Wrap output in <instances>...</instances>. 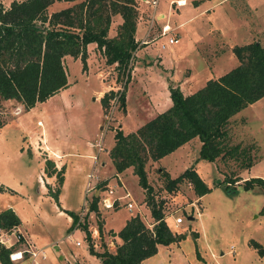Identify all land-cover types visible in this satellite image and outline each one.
Listing matches in <instances>:
<instances>
[{"label":"trees","instance_id":"obj_1","mask_svg":"<svg viewBox=\"0 0 264 264\" xmlns=\"http://www.w3.org/2000/svg\"><path fill=\"white\" fill-rule=\"evenodd\" d=\"M69 2V6L49 12L55 2ZM119 15L122 22L116 34L109 36L113 16ZM139 12L136 0H12L6 8L0 2V128L6 124L3 117V102L14 100L29 110L39 102L68 87V75L64 58H79L82 66L87 62V46L95 43L103 53L105 63L115 64L117 81L125 77V86L130 80L131 61L137 48L135 32ZM232 52L238 64L218 78H210L205 85L190 94H184L172 83L168 85L171 106L134 131L118 128L109 159L116 173L132 169L138 185L144 190L145 204L154 221L147 227L140 216L131 217L119 231L121 244L115 253L105 246L96 253L89 245L90 254L100 264H140L157 254L159 245L169 246L181 242L185 236L172 232L166 224L163 202L156 203L153 189L148 183L146 165L158 162L174 153L192 139L201 143L199 160L240 163L241 170L254 165L250 147L231 145L230 120L242 109L264 97V47L259 42L236 45ZM106 91L100 98L102 109L107 111L111 101L116 100L123 112L126 110V90ZM45 173L55 176L58 187L49 193L56 203L64 181V168L57 171L46 160ZM165 190L173 193L180 184L187 182L194 194L202 198L210 193L205 182L193 167L187 168L176 178L163 173ZM241 180L237 177L226 182L225 189ZM259 188L264 191V180H244L241 189L248 192ZM98 198L93 196L89 212L97 213ZM264 212V207L262 213ZM72 218L75 228L79 216L64 211ZM84 223V222H83ZM20 225V219L11 209L0 212V232H10ZM86 241L90 242L87 225ZM99 231H102L101 226ZM248 245L264 260V248L254 240ZM14 248L0 243V264H13L10 255Z\"/></svg>","mask_w":264,"mask_h":264},{"label":"rangeland","instance_id":"obj_2","mask_svg":"<svg viewBox=\"0 0 264 264\" xmlns=\"http://www.w3.org/2000/svg\"><path fill=\"white\" fill-rule=\"evenodd\" d=\"M165 1L160 0L157 10L167 12V2ZM241 1L231 0L228 3L230 5H236ZM136 2L139 12L137 20L142 15L143 21H146L151 16L152 9L140 0H136ZM62 5L55 2L53 5H50L48 10L52 12L61 9V7H64ZM163 6H166V8H162ZM172 17L179 19L176 13ZM119 21H122L119 15L113 16L109 29L111 35L116 33ZM165 21L166 19L163 20V22ZM158 28L159 25L156 24L155 29L157 31H159ZM161 43H166V38L164 41L157 43L159 48ZM187 45L188 43L183 36L180 43L173 46L175 52L178 51L177 53L181 56L184 54L187 55L190 52ZM171 47L168 46L166 50L160 51L169 53L168 51ZM92 51L93 54L90 64H86L85 67L82 66L80 59L71 56L64 58L68 79L72 82V85L54 95L53 98L47 99L45 105L48 108L51 103H54L55 106L59 105V114L61 115L58 128L59 131L66 133L71 138V142L84 141L83 138L85 135L94 137L92 143L103 137L105 139L103 154H105L108 153L107 147L112 145V138L118 128H122L125 134H129L128 132L137 128V122L142 120L144 108L149 110L153 109L154 106H148V89L143 88V79L146 82L148 75L144 77L143 73H139L136 74L137 77L135 75L136 79H133V82L127 85L126 103L129 113L124 116L125 112L122 111L116 100H112L110 108L104 112L100 106L101 104L95 100L98 95L97 91L103 90L102 87H108V84L114 82L117 73L113 65L105 63V57L101 51L95 48ZM156 59L158 58H155L154 61ZM132 62L136 64V59ZM158 62H156V65L160 67ZM174 64L177 68L176 78H186L182 60L179 62L176 61ZM159 67H154V71H152L154 74L148 76L150 78L149 84L152 87H156V84H159V74H156L162 71ZM204 76V69L196 65L193 85L199 88L202 87L203 83L201 82ZM102 81L103 85L101 84ZM116 82L115 87L117 85V89L122 90L125 86V77L120 78ZM143 94L145 99L142 104L141 96ZM17 106V103L14 101L8 102L2 110L3 117L7 120L20 114L21 110ZM35 110L31 118L33 126H36V120L42 113L41 109ZM49 110L51 111L52 107ZM25 115L26 113L21 116L26 117ZM243 118L246 119L245 122ZM37 123L41 125L40 122ZM45 128L46 131L41 129L44 133H52V128L48 129L49 127H46V125ZM54 128L57 130V126H54ZM19 131V124L14 120H11L1 130L0 133H3L4 136L6 135V139H8V148L0 153V169L4 170L5 167H8L13 172V175L24 177L27 172L28 174H33L36 178V172L38 170L36 162L27 158L25 155H19L16 151V147L19 144ZM94 134L97 135L94 136ZM229 135H231L230 142H232V146L240 145L251 148V155L254 158L251 174L256 175V178L264 180V97L257 103L241 111V116L232 121ZM40 146H42L41 143ZM198 152L199 143L195 141L183 149V151H180V153L170 154L159 163L150 161L146 165L148 183L153 189L154 200L156 203L163 202L164 204V214L168 217L166 221L167 225L172 232H178L185 236L178 243V249L180 250L175 247L176 252L180 251L186 255L185 259L188 264H264V260L248 245L250 240H254L264 248V212L262 213L264 207V191L256 188L252 191L245 192L241 189L243 180L239 177V174L243 173V170L240 169V163L230 162L229 164H225L220 160L216 163L200 160L198 165L199 176L211 188L210 193L205 195L201 202L196 201L198 197L194 194L191 185L187 182L180 184L173 193H168L165 190L166 183L163 173H168L167 170L169 169L171 171V177H178L182 173L181 167L183 164L187 160H191L192 162L195 158L199 157ZM45 154L42 149L37 147L39 161L47 160ZM27 155H29V152H27ZM61 158L62 162L64 160L63 156ZM71 161V165L69 164L68 167L70 169V180L67 188L64 190L63 198L70 209H80L77 212L79 218L81 216L83 217L80 229L83 231L82 225L84 223L87 225L91 241L85 245L83 233L74 231L72 237L74 240L80 241L82 247H74L72 243L67 242L64 239L66 220L56 217L52 205L45 203L46 205L43 206V210L50 217L51 224L54 227L51 238L56 242L55 244L58 247L68 245L70 253H75V251L87 250V247L89 248L91 244L96 253L103 252L104 246L109 252L115 253L117 247L120 245L117 242V232L124 226L127 219L129 220L133 215H138L147 227L148 224L153 222L145 204V193L138 185V178L133 174L131 168L125 171L123 184L125 183L124 188L130 193L132 200L138 208H134L129 212L123 206L127 200H122L120 201L121 205L114 210L108 211L98 206L97 213H86L84 210L85 198L83 193L84 176L87 171H91L92 169L86 171L85 168L83 171L77 172L75 163L79 159H71ZM111 170L113 169L111 168ZM110 171L108 166L104 171V174H106L104 176H107L108 181H113L112 184L110 183L113 186L117 180V175ZM244 174L246 175V173ZM234 177L239 178L241 181L231 187L235 188V192L230 193L229 190L225 189V186L227 185L226 182ZM43 181H45L44 177ZM54 182L56 186L54 190H56L58 184L57 181ZM35 183L37 184V179H35ZM124 193V190L119 184L116 197L123 196ZM22 207H25V205H22ZM22 209L24 216L31 217V211L27 207L26 209ZM189 217L193 219L188 220ZM175 218H182L183 223L176 226ZM100 226L102 228L101 232L99 231ZM95 229H97L98 233L95 239H93L91 234H93ZM194 232L199 233L200 237L196 243ZM196 247L202 259L197 258L195 252ZM21 249H23L22 246L19 250Z\"/></svg>","mask_w":264,"mask_h":264},{"label":"crops","instance_id":"obj_3","mask_svg":"<svg viewBox=\"0 0 264 264\" xmlns=\"http://www.w3.org/2000/svg\"><path fill=\"white\" fill-rule=\"evenodd\" d=\"M11 1L12 0H0V2L6 8L9 6ZM229 1L231 0H166L165 2H167V12H165L164 10L155 9V18L152 21L151 25L150 17L146 21H143L142 15H140V19L136 24L135 32V41L137 43V48L132 58V61L136 59V64L131 61L130 80L126 84V99L128 90L127 85H130L133 82L132 80L136 79V74L143 73L144 77L146 75L151 76L152 74H154L152 72L154 71V67H159L156 65L157 61H159V68L162 71L156 73L157 75L159 74L158 76L160 79L158 80L159 84H156V87L150 86V78L148 76L146 77V82L143 79V88L148 89V106L150 105V107H154L153 109L149 110L144 108L143 118L140 122H137V128L146 121L155 117L158 113L165 111L171 106L172 102L168 90V85L170 83L177 85L185 95L190 94L199 89L198 86L193 85V76L196 65H199L205 71V76L201 82L204 86L208 79L218 78L219 76L228 72L238 64V60L232 52V48L234 46L245 45L252 42H259L264 47V0H242L239 4L236 5H230L228 3ZM177 2L179 4H177ZM56 3L63 4L62 6L64 7L69 6L71 4L69 2L64 1ZM166 6H163L162 8H166ZM174 13L178 15L179 19H175L172 17ZM164 19H166L165 22H163ZM121 22L119 21L118 25ZM156 24L159 25V31L155 29ZM150 26V37L157 38L149 44H139L138 40L143 37V35L146 33ZM163 26H168L170 28V31H168L165 36H159L158 34H160L161 28ZM114 35H111L109 33L110 37ZM183 36L185 37L188 43L187 46L190 52L187 55L184 54L180 56L177 53L178 51L175 52L173 45L179 44ZM168 37H177L178 42L176 44H168ZM165 38L166 47L161 48L160 46L159 48L157 46V43L160 41H164ZM168 46H172L168 51L169 53H163L160 51L166 50ZM94 48L99 50L96 47L95 43H90L87 46V64H90V60L93 54L92 49ZM155 58L158 59L154 61ZM181 60L184 64L183 69L185 70L186 78L177 79V68L174 63H176V61L179 62ZM113 66L115 69V64ZM116 81L117 77L115 78L114 82L108 84V87H102L103 90L97 91L98 95L95 100L98 101L99 104L100 98L106 91H109L110 89H113L114 91L118 90V86L116 85L115 87V84L117 83ZM101 84L103 85V81ZM71 85L72 82H70L68 79V87H70ZM61 91L62 90H60L59 92ZM53 97L54 95L48 98V100ZM144 99L145 96L143 94L141 96L142 104ZM261 99H259L258 101H260ZM12 101L14 100L4 101L2 103L3 109L4 106L8 104V102ZM258 101L254 102L253 104L257 103ZM16 103L18 105V109L21 110V113L15 117L7 119L6 124L2 128H0V132L5 126L9 124L11 120L16 121L20 127L18 136L19 144L16 147V151L19 155H25L32 161H35L38 165V170L36 172L37 176L35 178L33 174H28L27 172L24 177L13 175V172L8 169V167H5L4 170L0 169V212L6 209H11L20 219V225L14 228L12 231L7 232V235L9 237V243H14L11 248H14V252H18L21 248V243H16L15 235H13L19 233L26 240L34 243L39 248H43L45 250L47 259L41 262V264H100V260L96 256L90 254V252H88L89 248L87 246V250L75 251V253H70V248L68 247V245L58 247L55 244L56 242H54L51 238L54 232V227L51 224V219L48 214H46L43 210V206L46 205L45 203H50L52 205V209L55 211L56 217H58L59 219L66 220V232L64 233V239L67 242L72 243V246L76 247L74 243L78 240H74L72 234L74 231H80L84 235V243L86 245V232L81 231L80 225L78 226V222L75 228L70 230L73 223L72 218L69 217L66 213H64V211H70L77 214L80 209H70L66 205V202L63 198V193L64 190L67 188L70 180V169H68V167L69 164L72 162L71 159H79V161L75 163L77 172H81L85 168L86 171L93 168V160L91 157L95 154V149L92 147V139L94 137H88L85 135V137L83 138L84 141L79 140L71 142V138H69L66 133H62L61 131H59L58 128L61 115L59 114V105L55 106L54 103H51L49 108L52 107V110L50 111L48 106L45 105L46 101H44L37 103L34 107L29 110H25L24 106L21 103ZM253 104H250L248 106H251ZM35 109H41L42 113L40 116H38L36 120V126H33L31 118L33 115L32 113L36 111ZM241 111H239L231 118L230 127L232 121L241 116ZM24 113H26V117L21 116ZM128 113L129 110L127 109L126 103V110L124 116H126V114ZM243 121L245 122L246 119H244ZM37 122H40L41 125H39ZM45 125L46 127H49L48 129L52 128V133H44L41 130L43 129L44 131H46ZM54 126H57V130L54 128ZM100 129L102 128L100 127ZM96 135L97 134H94V136ZM7 141L8 139H6V135L4 136L3 133H0V153L3 150H7ZM195 141L199 143L200 150L201 143L198 138H195L180 147L172 154L174 155L178 152L180 153V151H183V149H185ZM40 143L42 146H40ZM103 144H105V139H103ZM113 145L114 139L112 145H109L107 147L108 149L106 148L108 150V153L99 154L98 161L94 167L100 177L106 178L107 176H104L106 175L104 174V171L109 166V171L112 168L113 170H111L110 172L118 175V177L123 183V176L125 175V172L120 174L116 173L111 163V160L109 159L108 154ZM37 147L42 149L46 153L45 155L48 161L52 163L54 162V160L56 161L59 168V170L56 169L57 171H60L61 168H64L65 170L63 175V185L60 187V194L58 196V203L54 201V199L49 193V189L55 191L54 189L56 186L54 181H56V177H49L48 175H46V160L39 161V156L37 155ZM27 152H29V155H27ZM53 155H56L60 158H54ZM61 156H63L64 159L62 162ZM161 160L156 163H159ZM216 162L217 161H215L214 163ZM199 163L200 160L198 159V157L195 158L192 162L191 160H187L186 163H184L181 167V172L183 173L187 168L193 167L198 173ZM252 169L253 166L248 170H243V173H240L239 177L243 181L249 178H256V175L251 174ZM167 171L168 174L171 175V171L169 169ZM89 172L90 170L87 171L84 176L83 193L86 185V175ZM244 173H246V175ZM43 177L45 181H43ZM173 177L174 176H172L171 178ZM35 179H37V184L35 183ZM109 183L112 184L113 181L110 180ZM141 190L144 192L142 188ZM84 198L86 199L85 193ZM202 199L203 197L198 198L196 201L201 202ZM22 205H25V207H22ZM26 207L31 211V217L24 216L22 208L26 209ZM118 207L119 206H117V208ZM190 219L193 218L189 217L188 220ZM126 222L124 223V226ZM153 225L154 221L148 224V227H152ZM121 229L118 230L117 234ZM0 233L5 234V232ZM194 233L196 243L199 241L200 237L199 233ZM117 242L118 244H121V240L119 238L117 239ZM80 247H82V245H80L79 248ZM175 247L176 249L179 248L178 243L171 244L169 246L159 245L157 247V254L149 259L144 260L140 264H188L185 259L186 255H184L180 251L176 252ZM195 252L197 258L202 259V256L197 247ZM12 263L29 264V260L25 259L23 261Z\"/></svg>","mask_w":264,"mask_h":264},{"label":"built area","instance_id":"obj_4","mask_svg":"<svg viewBox=\"0 0 264 264\" xmlns=\"http://www.w3.org/2000/svg\"><path fill=\"white\" fill-rule=\"evenodd\" d=\"M143 3L147 4L152 9V15L150 16V25L152 21L155 18V9H157L159 1L160 0H140ZM177 4H179L177 2ZM170 31V28L168 26H163L161 28L159 36H165L167 32ZM157 35V36H158ZM151 36V26L148 28L146 33L143 35L142 38L138 40L139 44H149L153 40H155L157 37H150ZM168 44H176L178 42L177 37H168L167 38ZM161 48H165L166 44L162 43ZM92 147L95 149V154L91 157L93 160V168L92 170L86 175V185H85V211L86 213H89V205L91 203V200L93 196H96L98 198V206L105 210H114L117 208V206H120V201L127 200L123 206L131 212L134 208H138L136 203L132 200L130 193L124 188V184L122 183L121 179L117 177L116 182L113 184V186L109 183L107 178H102L98 175L95 164L98 161L99 154L104 152V144H103V137L99 138L97 141H95L92 145ZM48 155V154H47ZM54 158H60L56 155H53ZM54 166L56 169L59 170L58 164L54 160ZM115 180V179H114ZM120 184V187L124 190L123 196H117L116 197V191ZM89 200V201H87ZM83 215V214H82ZM83 220V217L81 216L78 221V226L81 225ZM183 223L182 218H175V225H180ZM97 229L93 231V234H91V237L95 239L97 235ZM15 235L16 243H21V246L23 249L19 250L18 252H13L10 255V261L11 262H18L23 261L25 259L29 260V264H41V262L45 261L47 259L46 252L43 248H39L34 243L26 240L21 234H13ZM86 239V235H85ZM0 243L5 246L6 248H11L14 243H9V237L7 235V232L5 234L0 233ZM75 246L79 247L81 243L79 241H76ZM96 246V245H95Z\"/></svg>","mask_w":264,"mask_h":264}]
</instances>
